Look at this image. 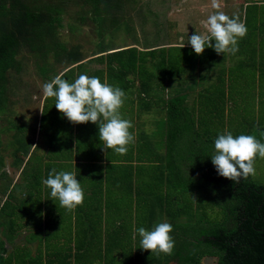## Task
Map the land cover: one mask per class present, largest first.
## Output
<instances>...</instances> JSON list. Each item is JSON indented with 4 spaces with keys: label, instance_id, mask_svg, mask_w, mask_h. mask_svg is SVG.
I'll use <instances>...</instances> for the list:
<instances>
[{
    "label": "trees",
    "instance_id": "trees-1",
    "mask_svg": "<svg viewBox=\"0 0 264 264\" xmlns=\"http://www.w3.org/2000/svg\"><path fill=\"white\" fill-rule=\"evenodd\" d=\"M252 1L246 0V13L240 18L247 27L244 40L249 36L256 38L264 28V4ZM103 3L104 0H0V109L7 102L6 72L23 68L17 59L22 45L36 59L35 72L41 67L40 80L43 84L57 75L58 65L73 66L83 61L77 68L72 67L64 72V79L92 62L104 63L108 69L107 84L125 92V106L120 110H133L131 100L135 99L131 95L137 91L136 97L142 102L138 111L146 109L159 116L155 118L157 138L151 141L143 133L137 135L139 138L128 145L126 155H118L107 149L104 159L109 169L104 192L100 180L102 174H87L83 164L90 160L88 153L92 154L86 150L95 151L104 147L99 140L98 126L93 123L84 125L83 131L87 132V136L79 134V138L73 137V133H70L73 123L57 111L55 98H44L32 125L27 124L32 126V136L16 131L10 144L13 160L10 166L20 171L24 181L14 183L9 170L1 172L3 158L0 156V174L3 173L0 194L4 196L0 202V235L12 242L18 230L26 229L30 231L26 243L37 240L39 245L35 248V254L27 244L18 245L6 254L5 242L0 236V264H114L126 256H130L128 264H165L170 261L202 264L201 260L208 257H215L216 264H264V187L255 183L251 175L238 183L225 179L217 174L211 162L214 141L221 127L227 124L234 137L250 133L245 127L244 131H239L237 126H230L233 124L230 118L227 123L224 120L225 111L230 116L231 110L225 105L222 87L225 74L221 75L220 84L216 85V78L215 82L206 83L197 97H193L194 102L187 105L184 88L188 89L190 85L183 86L182 75L175 73L178 72L175 69L182 62L189 67L191 74H195L198 66L203 65L202 58L196 57L188 64V55L182 56L181 53L180 56H173L171 50L175 47L180 50L192 49L187 47L188 43L182 41V48L175 45L147 50H140L135 45L112 47L98 44L97 50L84 61L86 52L82 45L62 38V14L68 13L84 26H90L91 20L96 36H103L101 32L105 31L116 33L130 17L122 18V21L113 16L108 18ZM72 5L78 8L77 16L72 12ZM145 22L146 19H142V24ZM70 27H73L72 24ZM238 47L243 53L244 42ZM209 51V60L204 65L206 70L215 66L212 62L218 55L212 48ZM148 57L152 64L156 61L155 69L149 70L153 65L148 67ZM164 67L172 68V71L168 72L169 68ZM100 72L97 73L99 77L102 76ZM204 74L199 75V79L206 78ZM152 79L170 80L168 86L161 85V105L150 102L160 89L157 87L155 90L150 85ZM190 82L196 84L192 79ZM136 83L138 85L134 86ZM170 85H178L179 89L169 91ZM167 90L170 97L165 99L164 92ZM189 91L191 93L193 89ZM127 94H130L129 97ZM207 115L212 120H207ZM57 116L63 117L68 125L61 127L59 120H54ZM246 117L250 121L249 113ZM261 118H264V111ZM216 124L217 133L213 130ZM253 126L256 129L259 124L251 123L250 127ZM38 133L51 149L48 151L49 157L60 160L59 165L51 163L50 158L44 163L38 158L35 163L31 161L36 154L35 149L39 147V138H34ZM134 151L136 156L133 155ZM116 163L122 164L116 167ZM52 169L56 172H74L80 184L88 180L85 182L88 192L82 188L84 202L74 211L69 212L61 207L58 200L51 198L50 189L42 183ZM18 191V197L22 200L14 197ZM30 207L34 210L33 215L29 213ZM215 209L218 215L212 217ZM38 212L41 217L36 221L33 218ZM110 212L113 217H119L112 222V226L104 222ZM66 215L71 218V225L74 217L83 223V230L75 225L83 240L75 246L72 241H59L60 246H67V251L60 256L59 251L50 250V245L43 248L41 238L48 235L50 225H53V232L59 230L58 226H61ZM44 217L50 219L45 221ZM163 222L172 225L170 236L175 242L173 252L171 255L154 253L152 262L145 260L151 252L140 248L142 238L137 230L144 227L151 231ZM100 231L105 235V240L96 235ZM127 238L129 246L122 248Z\"/></svg>",
    "mask_w": 264,
    "mask_h": 264
},
{
    "label": "rangeland",
    "instance_id": "rangeland-1",
    "mask_svg": "<svg viewBox=\"0 0 264 264\" xmlns=\"http://www.w3.org/2000/svg\"><path fill=\"white\" fill-rule=\"evenodd\" d=\"M219 2L221 4L220 10L228 16H232L233 14H235L234 12L236 11V8H241L239 1L219 0ZM103 5L106 14H109L108 18L113 16L115 17L114 19L119 18V20H121L122 18H127L128 16L130 17L129 19H126V23L121 24L116 33H111V31L107 33V31H105L101 32L103 36H96L97 33L95 34L92 29V27L95 26L93 25L94 23H92L91 20H89L90 26H84L83 23H78V20H73L68 15V13L63 12L62 14L63 27L60 29L62 38L65 41L68 40L72 41L71 43L79 44L80 46L82 45V49H85L86 52L84 53L85 57L91 56L97 50L98 44L108 45L112 47L135 45L144 49L150 46L161 45L162 47H166V45L168 44H176L179 38L180 41L183 40L184 43H188V39L193 34L206 33V29L201 22L205 21L210 14L216 11L211 7V0H104ZM133 5H135L136 7H134ZM72 8V12L76 13L75 16H77L79 12L77 13L76 10H78V8L75 5H72ZM142 19H146V22L143 24ZM71 24L73 27H70ZM209 50L210 48L206 47L203 53L197 56V54L194 53L193 49L180 50L175 47V49L171 50V54H173V56H180L181 53L182 56L183 54L188 55V64H190L191 61H194L196 57L198 59L202 58V67H205L204 65H206L209 60L207 59L208 53L210 52ZM27 51V48L21 45L20 50L17 54L18 61L21 65L23 64L22 69H19V71L10 69L6 72L5 97L7 102L3 104V108L0 109V156L3 158V167L1 172H3V170H7V166L8 170L10 171V175L15 180H17V182L24 181V178L21 179L20 172L14 170L10 166L11 161H13L10 153V150H12L10 144L13 141V134L16 133V131H21L28 134L29 136H32V126H27V124L32 125L34 118L39 114L40 107L42 106L41 100L43 98V83L40 81V78L42 77L41 67L39 68L38 72H35L36 65L34 66V61L36 59L34 56L28 54ZM147 59H149L148 67L153 65L152 67H149V70L155 69L156 61L154 60V63L152 64L151 58L148 57ZM212 63L215 65L216 69H219V64L223 62H218L216 64L215 59ZM179 65H181V68H179ZM94 66L96 68L100 67V65L97 64ZM168 68L169 67H164V69L167 70ZM83 69H85V67ZM175 70H178V72L175 73H180V75H182V77L180 78H182L183 86L185 85L186 87L189 84L190 88L193 89V92L186 94V104L188 105L192 99V96L197 92L196 87H199V76L197 77V74H191L192 71L190 69L188 73L189 75L185 73L186 69L183 70L182 62L178 64ZM198 70H200V68ZM201 70L200 72L205 73L204 75H207V72H209L206 69H204L203 71V68H201ZM170 71H172V68H169L168 72ZM165 78H167L166 75ZM191 79L194 80V83L196 84H193V81L190 82ZM169 81L170 80H166L165 82L162 80L158 81L157 79L150 80V85L153 86L155 90L157 87L160 88L155 94V97L152 98L150 102H155L161 105V85L164 86L166 84L168 86ZM204 85L206 86V84ZM169 89V91L176 90L179 89V86L175 85L174 87L170 85ZM168 92H164V94L166 95ZM136 95H138L137 91L136 93H133V95H131V98L133 97V99L137 100L138 102L140 98L137 99ZM127 96L129 97L128 94ZM226 106L228 107V105ZM254 109L258 111V107ZM260 114H262V109L260 110ZM157 116L158 115L156 113H153L152 117L148 118L145 124H140L141 130H144V132L150 134L154 132L155 129L157 131L158 128L156 126V123L153 122L154 117ZM227 118H229V113L225 111L224 120H226ZM207 120H212L210 115H207ZM14 121L16 122L15 124H13ZM235 124H239L240 129L243 127L247 128V126L250 125V123L242 122L241 120L239 121V123L230 124V126L236 127ZM255 127L256 126H253L251 127V129L250 127L247 128L250 131L249 135L255 136L257 140H259L261 143H264V136L261 135V133H264V131L257 130V128L255 129ZM213 130H215V133H217V124L213 126ZM200 136L201 138H203L201 132ZM34 138H39V142L37 141V143L39 144V148L37 147L38 149H35L36 154L34 155V158L31 159L33 163H35V160L38 156H41V154L44 153L43 149L46 147L44 145L45 140L43 139V137H40L36 134ZM254 166L255 175H251V178L255 183L264 187V159H261L259 156H257ZM2 174L3 173L0 174V187L2 186L1 183H3ZM19 193V191L15 192L14 194L16 196L14 197L22 200L21 197H18ZM3 198V194H0V202H2ZM9 207L11 208L12 205L10 204ZM29 210L30 215H33L34 213L32 211L34 210L31 207L29 208ZM217 212V209H215L214 213L208 214H211L212 217H216L218 215ZM40 217L41 214L38 212L35 214L33 219L37 221L40 219ZM78 219L79 218L74 217V222L71 225V218L66 215V217H64V221L61 223V226H58L60 227L59 230L54 232L51 228L53 225H50V231L47 232L48 235H44V237L41 238L43 240L42 247L44 248L45 245H50V250L53 249L55 251H59L61 253L60 256H63V254L67 251V246H60L59 241L68 243L69 241L75 240L76 242L81 243L83 238L79 236L80 232L75 230V225L77 226V229L79 228L83 230V223L81 224V221ZM116 219H119V217H113L112 213L110 212L105 218L104 222L108 226H112V222ZM1 231L2 229L0 228V232ZM28 231L25 229V233L22 234L18 239L20 244L23 243V241L25 242V239L29 237ZM96 235L100 236V239L104 238L105 240V235L102 234V231L98 232ZM0 236L1 239L5 240L4 235L1 234ZM121 241L123 242V239ZM129 242L130 241L127 238L125 240V243L122 244L121 247H128ZM106 245H108V243ZM35 246L36 244H31L30 246L32 247V252L34 254ZM94 252L97 251L94 250ZM154 256V253H150V255L147 256L145 260H151ZM129 257L126 256L123 259H118L114 264H128ZM176 263V261H170L165 264ZM201 263L216 264V258H203L201 260Z\"/></svg>",
    "mask_w": 264,
    "mask_h": 264
},
{
    "label": "clouds",
    "instance_id": "clouds-1",
    "mask_svg": "<svg viewBox=\"0 0 264 264\" xmlns=\"http://www.w3.org/2000/svg\"><path fill=\"white\" fill-rule=\"evenodd\" d=\"M211 7L216 11L201 22L206 33L193 34L188 44L197 55L202 54L206 47L212 48L218 55L236 54L239 51L238 38L247 34L245 23L239 16L230 18L221 11L219 0H211ZM62 75L43 84L44 98H55L57 111L73 124H97L99 140L104 144L102 150L111 149L118 155H126L128 145L134 143L135 136L129 132L133 127L131 121L123 119L119 111L126 98L125 92L119 87L102 83L98 77L81 74L69 83L62 79ZM261 135L264 136V133ZM257 156L264 159V143L255 136L234 137L230 132H225L214 141L211 162L219 176L238 183L255 175ZM42 183L50 189L51 198L58 200L60 206L69 212L84 202V191L74 172H56L52 169ZM172 230V225L167 222L157 224L151 231L140 227L137 230L142 238L140 248L157 255H171L175 243L170 236Z\"/></svg>",
    "mask_w": 264,
    "mask_h": 264
},
{
    "label": "crops",
    "instance_id": "crops-1",
    "mask_svg": "<svg viewBox=\"0 0 264 264\" xmlns=\"http://www.w3.org/2000/svg\"><path fill=\"white\" fill-rule=\"evenodd\" d=\"M238 1V0H236ZM252 2H260L258 3L259 5H263L264 4V0H253ZM240 6L241 8H236V11L234 12L235 14H233L232 16H229L230 18L235 17V16H239V18H243L247 6L246 0H243V4L242 1L239 0ZM250 3V2H249ZM242 20V19H241ZM256 38H252V37H248L245 38H238V45H242V42H244V49H243V53L237 52L236 54L232 55V54H228L225 53L224 55H217L216 57V64L218 62H223L221 64H219L220 68L216 69V67H212V69H208L209 72H207L208 77L203 78V80H206V82H203L202 78H200L199 80V87H196V94L192 96V100L190 101L191 103L194 102L193 97H197V94L199 93V91L205 87L204 84L208 83H212L215 82V78H216V85L220 84L221 81V75H224V85L223 87V91H224V97H225V105H228L229 108H231V110H229L230 112V121L234 124V123H239V121L242 120V122H247V123H253V124H259V126L257 127V130L260 131H264V119H261V115L260 114V110L262 109V112L264 111V28L263 30L255 36ZM242 39L244 41H242ZM183 41V40H182ZM182 41H180V38L178 40V42H176V44H168L166 45V48L169 46H175L178 45V43L180 42L182 45ZM191 45L187 44V47ZM162 48V46H150L148 48H140L139 46H137L138 49L140 50H147V49H152V48ZM90 57H86V60H88ZM234 61V62H233ZM83 62V61H82ZM80 62V63H82ZM78 63V64H80ZM78 64H75L73 66H62V65H58L57 68V75H60L61 73L66 72L67 70H70V68H77L76 66ZM100 65L99 68H96L94 65ZM213 64V63H212ZM199 65V64H198ZM106 65L104 63L102 64H98L97 62H92L85 67V69L81 68L79 70H76L73 73V76H68L65 77L64 80L68 81L69 83H72L75 81L76 78L79 77V75L83 74V75H87L89 77H98L100 79V81H102V83H107L108 82V69L105 67ZM183 70H185V73H189V67L187 65H185L184 63L182 64ZM188 67V69H187ZM200 68H203L202 65H199L198 68L195 70V74H197V77L201 74L202 72H200V70H198ZM102 71V76H98V72ZM202 71V70H201ZM56 75V76H57ZM189 75V74H188ZM55 76V77H56ZM54 77V78H55ZM41 81V80H40ZM138 83V82H137ZM134 84V86H137L138 84ZM207 84V85H208ZM189 85V84H188ZM43 86V84H42ZM185 89V102L187 101V97L186 94H188L190 91V88H184ZM195 90V89H194ZM168 91V90H167ZM166 91V92H167ZM130 95V94H128ZM133 95V94H132ZM170 96V93L168 92L165 95V99H167ZM42 103L41 105L44 103V96L42 98ZM134 105H133V110H126V109H121L120 114L121 117L123 119H127L129 121H131L133 127L129 129V132L132 133L135 136V141L139 138L137 137V135L140 134H144V136H147L148 138H157V131L156 129L154 130V132L147 133L144 132V130H141L140 124H145L146 121L148 120V118L152 117L153 113H149L147 112L146 109H143L142 112L138 111V107L140 106V104H142L141 100H139L137 102V100H131ZM128 102V101H127ZM126 102V103H127ZM189 102V103H190ZM125 106V101L123 103V106ZM240 106V107H237ZM258 107V111H256L254 108ZM236 109V111H235ZM247 113H249V117H251L250 119L254 118L251 122V120L249 121L247 116ZM159 118V116H157ZM155 118L153 122L155 123ZM229 118H227L225 120V122L227 123V121L229 120ZM58 119L61 127H63L64 125H66V121L62 118H60L59 116L54 117V120ZM260 120H261V124H260ZM56 122V121H55ZM225 123V124H226ZM92 124L91 122H87L84 124H72V129L70 131V133H73V137L75 136V138H79V134H82L84 136H87V132L83 131V127L84 125H89ZM68 125V124H67ZM66 125V126H67ZM97 125V124H95ZM236 125V124H235ZM90 126V125H89ZM98 126V125H97ZM239 128V131H244V127L240 129L239 124L236 125ZM60 127V128H61ZM250 125H248L247 128H249ZM58 128V127H57ZM229 126H227V124L223 127L220 128V131H218L219 133H217V136L220 133H225V132H229ZM251 129V127H250ZM143 131V132H142ZM141 132V133H140ZM69 133V134H70ZM39 135V133H38ZM74 138V139H75ZM153 140V139H152ZM45 145V144H44ZM46 146V145H45ZM101 146V145H100ZM104 146V144H103ZM39 148V147H38ZM102 146L99 147V149H95L94 150H86L87 153L90 152L92 153L91 155L88 153L87 158H89L90 160H86L85 163H83L85 166L84 168L86 169V173L90 174V173H101L102 176L100 178V180L102 181V191H106V181H107V176L106 173L109 169V165H106V161L104 159V156H106V153H108V150H102ZM51 150L49 149V147H45L43 149V154H41V156H38L37 158L39 160H41L42 163L46 162V159H49V154L48 151ZM54 150V149H53ZM43 155V156H42ZM112 155V154H110ZM115 155V154H114ZM134 156L137 155L136 151H134L133 153ZM55 157V156H54ZM52 159V158H50ZM97 160V161H95ZM48 161V160H47ZM51 163H54V165H57L59 163H61L60 160L58 159H52ZM12 164V161L10 163V165ZM116 167H118V165L122 164V163H116ZM12 166V165H11ZM114 166V165H112ZM7 170L8 167L6 166ZM13 168V167H12ZM14 170H16L15 168H13ZM16 171H19L18 169ZM20 172V171H19ZM22 179V176H20ZM14 183L17 182V180L13 179ZM88 180L84 181L81 184V187L84 188L85 191H87V187H86V183ZM89 188V186H88ZM92 188V186L90 187ZM96 188V187H94ZM90 191V189H89ZM88 192V191H87ZM114 196V195H113ZM104 198L107 196H103ZM54 214H56V212L54 211ZM45 221L46 219H50L48 217H44ZM25 233V230H18V232L14 235L15 238L12 242L7 241L6 239L4 240L5 242V248H6V254L11 253L16 246L18 245H24L27 244V246H31V244H36L35 248H37V245H39V242L37 240L32 241L31 243H26V239L25 242L23 241V243H19V238L21 237L22 234ZM30 233V231H28V234ZM76 241L73 240L72 244L75 246L76 245ZM32 248V247H30ZM177 264V263H176Z\"/></svg>",
    "mask_w": 264,
    "mask_h": 264
}]
</instances>
